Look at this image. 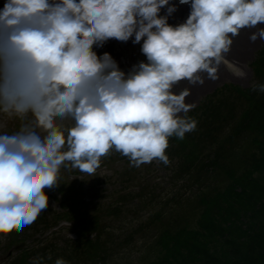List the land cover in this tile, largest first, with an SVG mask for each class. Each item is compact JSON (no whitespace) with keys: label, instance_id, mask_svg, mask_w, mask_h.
Returning a JSON list of instances; mask_svg holds the SVG:
<instances>
[{"label":"clouds","instance_id":"1","mask_svg":"<svg viewBox=\"0 0 264 264\" xmlns=\"http://www.w3.org/2000/svg\"><path fill=\"white\" fill-rule=\"evenodd\" d=\"M179 4L189 5V14L170 25L177 7L169 0H6L0 114L19 128L0 134V233L20 232L37 220L48 207L44 189L59 185L65 162L94 175L114 149L135 167L154 159L168 165L169 138L183 140L197 124L186 116L193 107L185 103L189 90L174 94L173 87L182 80L203 84L201 74L216 80L222 64L246 76L225 57L242 29L264 24V0ZM258 37L264 39V28L249 39ZM130 38L146 62L128 73L107 52L93 50ZM252 91L264 92V84L253 83ZM68 118L70 128L57 123Z\"/></svg>","mask_w":264,"mask_h":264},{"label":"rangeland","instance_id":"2","mask_svg":"<svg viewBox=\"0 0 264 264\" xmlns=\"http://www.w3.org/2000/svg\"><path fill=\"white\" fill-rule=\"evenodd\" d=\"M133 38L123 46L119 56L122 63L129 65L130 70L133 65L146 62L140 44H133ZM263 61L264 39L254 44L245 61L236 64L245 71L244 78L234 76L227 67L222 66V78L218 83L195 94L192 92V96L185 98L186 104L193 105L186 116L197 122L196 129L186 133L183 140L175 136L169 138L165 152L169 158L168 165L154 159L151 163L135 167L128 162V157L114 149L110 151V155L115 158L113 162L96 169L94 175L77 173L70 162H65L60 168L59 185L53 189H44L48 196V207L37 220L20 232L13 230L0 233V264H32L37 258L43 260L40 264H55L56 259L66 261L72 255L80 256L81 260L84 255L94 260L97 259V253L108 256L104 258L106 264H141L152 259L156 250L153 241L158 230L155 231L152 224H148V219L161 214L164 222L174 218L179 221L182 218L180 214L185 213L193 204V198L200 191L199 179L202 178L198 167V149L208 146V142L214 138L213 133L219 126L213 124L218 117L223 115L227 126L238 113L252 104V100L246 104L238 96V91L251 95L252 85L257 81L256 74L259 69H263ZM206 115L210 116L209 121L204 119ZM204 122L208 124L207 134L197 137L195 133L204 130ZM57 123L66 129L72 127L74 121L68 118L58 120ZM18 128L19 121L0 114V134H11ZM230 128L227 129L230 131ZM93 187L101 195L93 202L98 206L96 211L103 217L106 230H93L91 233L81 228L75 230L67 219L72 215L82 219V198L77 199L76 194H85L83 199L92 202L95 194H87L86 189ZM125 194L127 198L121 199ZM62 209L64 219L55 227L43 226L42 218L51 216L54 219L57 214L54 211L60 212ZM21 243L23 246L15 250V246ZM71 248L76 251L75 255ZM11 249L13 253L8 255ZM49 254L51 260L47 259ZM96 264L102 263L99 260Z\"/></svg>","mask_w":264,"mask_h":264},{"label":"trees","instance_id":"3","mask_svg":"<svg viewBox=\"0 0 264 264\" xmlns=\"http://www.w3.org/2000/svg\"><path fill=\"white\" fill-rule=\"evenodd\" d=\"M262 68L256 74V84H264V61ZM238 93L246 104L251 100L252 104L238 113L229 126L223 115L216 117L213 126L219 127L213 133L214 138L208 146L198 149L200 191L188 210L180 214L179 221L174 218L164 222L161 214L148 219V224L158 230L153 241L156 250L152 259L141 264H264V92ZM209 118V115L204 117L206 121ZM207 125L204 122V130L195 135L205 136ZM228 127H232L230 131ZM114 159L110 153L102 157L99 168ZM74 171L82 173L77 168ZM86 192L95 194L92 202L101 196L96 187ZM84 196L76 194L77 199L82 198V219L72 215L67 220L75 230L81 228L86 233L106 230L103 217L96 211V202L90 204ZM123 196L121 199L128 195ZM54 213H57L54 219L42 218L44 227H55L64 219V209ZM71 251L76 254L72 248ZM95 257L92 260L84 255L81 260L80 256L72 255L66 261L96 264L100 260L106 264L107 255L97 253Z\"/></svg>","mask_w":264,"mask_h":264},{"label":"bare ground","instance_id":"4","mask_svg":"<svg viewBox=\"0 0 264 264\" xmlns=\"http://www.w3.org/2000/svg\"><path fill=\"white\" fill-rule=\"evenodd\" d=\"M171 4H175L177 7V10L168 17V23L170 25H176L179 23H183L184 20L187 18L190 7L189 5H181L179 4V0H169ZM6 3V0H0V10L3 9L4 4ZM166 10L161 9L160 15H165ZM264 28V24H258L256 28H245L240 31V34L236 37H233V43L231 45L230 51L226 54V59L233 64L240 65L241 62L245 61L248 55V52L250 49L253 48L254 44L258 41H262L263 39H260L259 37L255 42H252L249 37L254 32H258L259 29ZM127 42H120L115 39H110L102 47H93V50L97 53L98 56H101L103 53L107 52L110 54V56L116 61L118 67L122 71H126L127 73L130 71V67L127 63H122L120 59V54H122V49L125 44H128ZM222 66L226 67L225 65H221L218 70V79L211 80L207 77L206 74H201L202 78L204 80L203 84H191L187 80H182L177 85H175L172 89L174 94H179L184 89H188L190 92V96H192V92L195 94L198 91L204 90L207 87H209L212 84L218 83V81L222 78Z\"/></svg>","mask_w":264,"mask_h":264},{"label":"water","instance_id":"5","mask_svg":"<svg viewBox=\"0 0 264 264\" xmlns=\"http://www.w3.org/2000/svg\"><path fill=\"white\" fill-rule=\"evenodd\" d=\"M23 246V243H21L20 245H17V246H15V249H18V248H20V247H22ZM12 251H9V254L11 253Z\"/></svg>","mask_w":264,"mask_h":264}]
</instances>
